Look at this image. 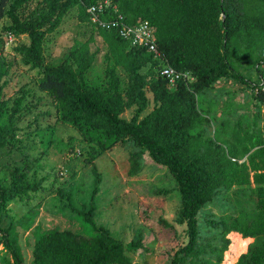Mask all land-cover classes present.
Instances as JSON below:
<instances>
[{
    "label": "trees",
    "instance_id": "trees-1",
    "mask_svg": "<svg viewBox=\"0 0 264 264\" xmlns=\"http://www.w3.org/2000/svg\"><path fill=\"white\" fill-rule=\"evenodd\" d=\"M105 1L0 0V23L9 21L3 30L7 37L23 35L29 39L28 45L15 48V52L31 68L39 70L36 91L45 93L53 102L58 121L74 128L88 145L84 161L91 167L96 185L100 175L94 161L121 145L139 150L130 156L129 177L139 171L137 159L146 153L177 183L180 210L175 222L186 226L188 241L174 253L170 264H221L222 257L214 256V249L207 251L199 244L197 216L216 190L250 184L254 185L257 203L249 221L241 213L229 223H208L218 226L224 234L234 232L258 241L236 264H264V135L257 128L260 113H255L254 121L246 129L238 121L227 142L204 138L203 130L192 132L208 122L198 110L197 93L221 79L248 87L256 102L255 108L264 106L261 90L264 0H107V4ZM33 2L37 9L23 19L26 7ZM98 5L103 9L95 10L97 21L93 22L88 10ZM73 9L77 10L79 22L90 31H97L107 47L103 57L106 69L98 84L87 80L96 52L90 53L86 43L77 41L78 45L69 50L62 63L41 67L45 37L54 33L63 17ZM98 22L106 26L117 22L119 26L133 28L147 23V28L152 29L150 38L154 50L132 46L118 35L116 28L107 30ZM92 41L91 37L88 42ZM164 65L188 74L193 81H178L175 87H168L167 80L158 72ZM11 66L12 61L0 57V149L13 150L20 148L15 123L18 115L29 109L30 104L24 107L22 104L30 93L23 90L11 102L3 99L1 82ZM237 66L252 68L258 81L248 80ZM148 91L152 108L140 118L149 106ZM133 107L130 119L122 117ZM249 128L254 130L249 132ZM29 166L26 162L16 164L7 169V177L0 178V221L12 202L30 199V193L40 189L43 179L34 180L36 171L33 170L29 180ZM95 187L89 210L82 212L84 221L92 228L88 234L61 231L57 226L45 232L36 228L31 259L27 263L15 239L7 240L6 235L15 233L17 226L28 231L31 218L10 222L7 229L0 228V241L8 255L4 263L130 264L126 252L139 249L141 244L131 242L124 247L108 228L95 225L92 207V199L98 193ZM161 224L172 229L165 221ZM227 246L225 241L221 250L226 251Z\"/></svg>",
    "mask_w": 264,
    "mask_h": 264
},
{
    "label": "rangeland",
    "instance_id": "rangeland-1",
    "mask_svg": "<svg viewBox=\"0 0 264 264\" xmlns=\"http://www.w3.org/2000/svg\"><path fill=\"white\" fill-rule=\"evenodd\" d=\"M36 9L34 2L29 4L22 18L31 15ZM8 23V20H2L0 23V38L3 40L0 57H4L5 61H12L8 75L1 82L3 99H10L11 102L24 90L30 94L22 106L30 105L28 110L25 109L18 115L19 119L15 123L20 148L0 149V178L7 177V169L26 162V165H30L28 179H32L31 175L35 170L34 180L43 179V182L37 192L30 193V199L17 200L9 205L8 211L2 215L0 228L5 230L10 222L31 218L28 231L17 226L15 233L6 235L7 240L15 239V244L29 263L36 228L45 232L57 226L61 231L71 230L79 235L89 233L92 228L84 221L82 212L89 210L96 184L91 167L84 161L88 145L74 128L58 121L50 98L45 93L36 91V82L40 78L39 70L31 68L30 64L15 52V48L28 45L29 39L23 35L7 37L3 30ZM91 37L93 41L88 42ZM77 41L86 43L90 53L96 52L93 67L86 76L91 84H98L106 69L103 57L107 47L97 31H90L79 22L76 9L67 13L55 32L45 37L41 67L62 63L69 50L78 45ZM239 70L251 82L258 81V76L252 68ZM120 75L124 78L123 74ZM252 95L248 87L227 79H221L197 93L198 110L208 122H203L192 132L203 130L204 138L227 142L231 140L234 125L239 121L246 129L247 125L254 121L257 111L260 113L257 128L262 132L264 106L257 110ZM146 96L149 106L140 118L147 115L152 108V96L149 91ZM134 109L133 107L126 110L122 117L130 119ZM253 130L248 129L249 132ZM138 151L121 145L102 153L94 161L100 181L95 187L98 193L92 199V207L95 209L93 222L97 227L108 228L112 236L121 241L124 247L131 242H140L139 249L126 252L130 264H170L174 253L188 241L186 226L175 222L180 210L177 183L164 167L155 164L146 153L137 159L139 171L129 177L130 156ZM253 190V184L234 186L229 190L218 189L197 216L199 244L207 251L214 249V256L222 257L221 264L226 263L234 238L237 235L243 237L234 232L224 234L218 226L209 224L208 221L229 223L241 213L245 214L246 220L249 221L255 214L257 203ZM161 221H165L172 229L163 226ZM2 236L5 238L4 234ZM225 241H228V246L226 251H223L221 249ZM257 243L258 241L252 239L246 250L235 256L233 264ZM1 250L0 264H5L7 251L2 241L0 252Z\"/></svg>",
    "mask_w": 264,
    "mask_h": 264
},
{
    "label": "built area",
    "instance_id": "built-area-1",
    "mask_svg": "<svg viewBox=\"0 0 264 264\" xmlns=\"http://www.w3.org/2000/svg\"><path fill=\"white\" fill-rule=\"evenodd\" d=\"M105 3L107 4V0L105 1ZM96 9L97 11H101L103 9V6L102 5H98L97 7L94 6L88 10L89 14H91L92 16L93 22L97 21L95 14H93ZM98 24L99 26L107 30L116 28L118 35L124 40L129 41L132 46H139V47L147 46L149 47L150 50L152 51L154 50V45L151 42V38H150L152 29L147 28V23H144L134 28L127 26H119L117 22H111L109 26L104 25L102 22H98ZM154 53L156 54V56L159 55L158 52H154ZM158 72L160 76L164 77L167 80L168 87L171 88L175 87L178 81H182V82L186 80H188L189 82L193 81V78L188 74L179 73L168 65L161 66ZM261 90L264 91V76L261 78Z\"/></svg>",
    "mask_w": 264,
    "mask_h": 264
},
{
    "label": "bare ground",
    "instance_id": "bare-ground-1",
    "mask_svg": "<svg viewBox=\"0 0 264 264\" xmlns=\"http://www.w3.org/2000/svg\"><path fill=\"white\" fill-rule=\"evenodd\" d=\"M237 236H238V238L240 240L242 239V238L239 237V235H237ZM248 242H249L248 240H244V241H233V246H232L231 253L228 254L227 261H226L225 264H233L234 263L235 256H237L239 253H242V252H244L246 250V247L248 245Z\"/></svg>",
    "mask_w": 264,
    "mask_h": 264
},
{
    "label": "crops",
    "instance_id": "crops-1",
    "mask_svg": "<svg viewBox=\"0 0 264 264\" xmlns=\"http://www.w3.org/2000/svg\"><path fill=\"white\" fill-rule=\"evenodd\" d=\"M234 234H236V233H234ZM238 234V233H237ZM244 240H248L249 242L252 240L251 238H248V239H244V238H242L241 240L238 238V236H236L235 238H234V240L233 241H244ZM248 242V243H249Z\"/></svg>",
    "mask_w": 264,
    "mask_h": 264
},
{
    "label": "clouds",
    "instance_id": "clouds-1",
    "mask_svg": "<svg viewBox=\"0 0 264 264\" xmlns=\"http://www.w3.org/2000/svg\"><path fill=\"white\" fill-rule=\"evenodd\" d=\"M262 134L264 135V129L262 130Z\"/></svg>",
    "mask_w": 264,
    "mask_h": 264
}]
</instances>
